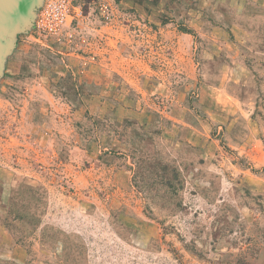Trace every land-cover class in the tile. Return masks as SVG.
I'll return each instance as SVG.
<instances>
[{"label":"rangeland","instance_id":"374dc122","mask_svg":"<svg viewBox=\"0 0 264 264\" xmlns=\"http://www.w3.org/2000/svg\"><path fill=\"white\" fill-rule=\"evenodd\" d=\"M81 9L0 74V264H264V0Z\"/></svg>","mask_w":264,"mask_h":264},{"label":"water","instance_id":"95a60500","mask_svg":"<svg viewBox=\"0 0 264 264\" xmlns=\"http://www.w3.org/2000/svg\"><path fill=\"white\" fill-rule=\"evenodd\" d=\"M45 0H0V74L20 32L33 26Z\"/></svg>","mask_w":264,"mask_h":264},{"label":"built area","instance_id":"2783aa9c","mask_svg":"<svg viewBox=\"0 0 264 264\" xmlns=\"http://www.w3.org/2000/svg\"><path fill=\"white\" fill-rule=\"evenodd\" d=\"M82 0H45L39 8L35 24L43 32L56 33L75 14H82ZM74 19V18H73Z\"/></svg>","mask_w":264,"mask_h":264},{"label":"crops","instance_id":"0c3cea01","mask_svg":"<svg viewBox=\"0 0 264 264\" xmlns=\"http://www.w3.org/2000/svg\"><path fill=\"white\" fill-rule=\"evenodd\" d=\"M16 38H17V37H16ZM17 40H18V39H17ZM17 40H16V41H17Z\"/></svg>","mask_w":264,"mask_h":264}]
</instances>
